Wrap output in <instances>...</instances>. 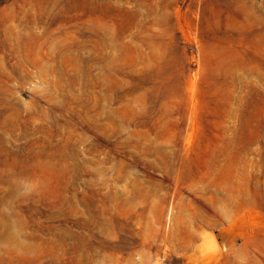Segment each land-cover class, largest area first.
Returning <instances> with one entry per match:
<instances>
[{
	"label": "rangeland",
	"instance_id": "374dc122",
	"mask_svg": "<svg viewBox=\"0 0 264 264\" xmlns=\"http://www.w3.org/2000/svg\"><path fill=\"white\" fill-rule=\"evenodd\" d=\"M0 264H264V0H0Z\"/></svg>",
	"mask_w": 264,
	"mask_h": 264
}]
</instances>
